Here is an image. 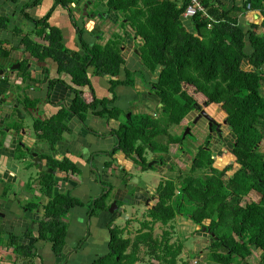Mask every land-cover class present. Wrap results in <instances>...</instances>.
Segmentation results:
<instances>
[{
  "label": "trees",
  "instance_id": "trees-1",
  "mask_svg": "<svg viewBox=\"0 0 264 264\" xmlns=\"http://www.w3.org/2000/svg\"><path fill=\"white\" fill-rule=\"evenodd\" d=\"M59 1L67 4L80 0ZM96 1H106V13L93 10L88 15L100 13L107 17L113 11L119 12L124 19L122 27L129 25L143 40L139 51L144 66L152 73L160 68L158 78L150 82L149 87L162 103L159 115L126 117L115 130L119 144L114 152L122 150L128 156L137 154L141 159L134 157L137 163L147 170L146 151H167L168 144L162 143L159 137L170 135L169 128L185 121L186 115L199 105L187 86H194L203 93L207 103L220 105L235 138L228 149L230 154L218 159L220 165L232 159L225 168H216L212 153L200 148L189 173L181 179L162 181L158 187L159 200L147 213L151 221H143L133 238L125 237L126 227L112 226L109 253L97 264H136L140 261L141 246L147 247V255L159 260L158 264H180L178 258L183 248L170 243L171 232H164L161 238L151 232L157 222L168 224L180 213H186L202 227L206 220L214 221V225L206 229L212 236L206 264H248L255 250L260 252L255 264H264V152L261 151L264 142V31H260V27L264 28V19L261 24H250L247 29L239 21L240 10H258L264 16V0H244L242 6L234 4L230 8L218 0H201L209 17L198 12L191 18L192 30L186 26L183 16L190 0ZM33 21L41 30L36 32L48 36L49 41L39 44L28 34L24 39L27 50L39 59L53 58L60 72L75 77L77 88L69 85L75 92L71 112L84 121L86 112L101 103L103 112L120 117L119 108L108 107L114 97H95L88 102L78 87L93 88L88 76L91 65L112 76L120 75L126 63L122 56L126 36L114 33L106 44L89 46L79 28L84 50L81 52L65 46L62 31L49 25L48 16ZM47 29L50 31L46 32ZM245 61L251 69L243 67ZM27 63L23 61L22 66ZM122 83L134 85L132 71L128 68ZM34 128L45 130V138L54 145L66 126L60 119L50 118L35 121ZM170 136L172 141H180L179 135ZM49 163L53 167L57 164L51 159ZM235 164L240 167L228 176L227 172L233 170ZM58 165L60 169L66 167L62 163ZM42 186L51 199L45 206L39 237L52 241L55 253L61 255L67 226L64 217L82 202L62 192L54 194L57 180L52 173H43ZM252 190L260 199L243 203ZM110 195L111 190L96 197L91 204L93 214L108 209ZM186 202L190 205L188 210H185Z\"/></svg>",
  "mask_w": 264,
  "mask_h": 264
},
{
  "label": "crops",
  "instance_id": "crops-1",
  "mask_svg": "<svg viewBox=\"0 0 264 264\" xmlns=\"http://www.w3.org/2000/svg\"><path fill=\"white\" fill-rule=\"evenodd\" d=\"M218 1L226 4L227 8L234 4L240 7L244 2ZM106 9V1L97 3L95 0L67 4L59 0H0V264H97L99 259L109 253L110 228L115 226L116 217L121 215L108 214L106 210L93 214L92 202L103 191H108L109 187L112 194L117 193L121 184L127 186L121 189L120 197L129 194L130 184L132 187L140 185L143 191L155 190L146 186L135 173L142 170L134 158H138L137 154L128 156L122 150L114 152V149L119 144L115 130L126 117L134 114L157 116L162 105L160 98L149 87L150 82L158 78L160 68L152 73L144 66L139 51L143 40L129 25L122 27L124 19L119 12L113 11L107 17H102L100 13L88 15L93 10L104 14ZM45 16H48L50 26L62 31L64 44L71 50L84 52L79 28L89 46L106 44L114 33L126 36V43L122 46L126 63L120 75L112 76L102 68L91 65L88 76L93 88L88 85L78 87L88 102H92L95 97H114L115 100L108 107L119 108L121 114H126L124 118H115L110 112H103L101 103L96 109L86 112L84 121L71 112L75 92L69 85L77 88L75 77L60 72L53 58L39 59L32 55L24 43L29 34L33 41L48 44L49 37L38 34L36 31L40 29L33 21ZM184 19L186 26L192 30L191 19ZM263 19L264 16L258 10H240L239 13V21L245 29L253 23L261 24ZM49 31L47 29L46 32ZM23 61L28 63L22 66ZM13 66L16 68L12 69ZM243 67L252 68L246 61ZM127 68L132 71L133 86L122 83ZM186 89L200 103L207 99L201 92L194 95V86H187ZM221 112L226 117L222 108ZM50 118L60 119L66 126L54 145L45 138V130L34 128L35 121ZM175 127V132H179L178 125ZM168 136H160L165 139L159 140L167 143ZM220 148V144L213 147L214 160L219 156ZM176 149V146H171L170 153H176ZM32 153H36L48 169H40L34 163ZM145 156L151 159L157 157L150 150L146 151ZM50 159L57 163L55 167L50 165ZM169 159L170 155L164 156L165 161ZM61 163L66 167L60 169L58 164ZM50 169L55 170V173ZM158 171L161 173L162 167L159 166ZM43 173H52L56 177L54 194L62 192L82 202L72 207L64 217L67 226L61 255L55 253L52 241L39 237L45 206L51 199L42 189ZM161 175L165 177L166 173ZM176 192L179 193L178 190ZM113 200L114 196L109 202ZM157 202L158 198L149 202L147 211ZM120 204L124 207L122 202ZM127 216L129 219L126 222L132 221L128 213ZM146 219L151 221L150 217ZM199 227L196 224L195 228ZM127 232L125 237L132 238L138 233L128 235Z\"/></svg>",
  "mask_w": 264,
  "mask_h": 264
},
{
  "label": "rangeland",
  "instance_id": "rangeland-1",
  "mask_svg": "<svg viewBox=\"0 0 264 264\" xmlns=\"http://www.w3.org/2000/svg\"><path fill=\"white\" fill-rule=\"evenodd\" d=\"M260 31H264V28L260 27ZM188 89H190V88L188 87ZM263 91H264V88H263ZM197 92L198 91H195V93L194 92H192V93H194V95H198ZM207 110H209V112L212 115H214L217 120H219L221 122L224 121V118H225L224 115L225 114L224 113L222 114L221 107L219 104H216V103L208 104ZM125 115L126 114H124V113L121 114V116H123V118L125 117ZM157 115H159V114H157ZM161 117H162V115H161ZM172 130H174V126H172L170 128V131H172ZM205 130H206V127L204 125L203 126V133H205ZM178 131H180V129H178ZM223 135L225 136V141H226V143H228V145L227 146L223 145V148H220V150H219V151H221V152H219V156L215 157L214 166L217 168L220 167L219 169H222L226 164L220 165L218 159L222 155L230 154V153H228V150L226 151V149L227 148L230 149V147L232 146L231 143L234 140L233 139L234 136L229 132V130L226 126H223ZM159 139L161 141H164L165 137H160ZM220 147H221V145H220ZM216 150H218V149H216ZM261 151L264 152V142L261 144ZM151 152L152 151H150V153ZM174 152H176V151H174ZM177 158L180 159L179 157H177ZM184 158H186V157L184 156ZM185 163H187V162H185ZM189 166L190 165L188 163L182 164V167H180V169H182V171H184V173H185L188 171ZM239 167H240L239 164H235L234 169L228 171L227 175H229L230 173L232 174V171H235ZM135 173L141 177L142 181L145 183L146 186L152 187L154 189L158 188V186L160 185V181L161 182L164 181L163 180L164 176H162L161 173L158 172V170L154 169V168H150V169L145 170V171H137ZM178 179H181V176H178ZM119 187L122 188V184ZM259 199H260L259 194L255 190H253L244 198L243 203L253 201V200L258 201ZM189 208H190V205L188 202H186L185 210L186 209L188 210ZM124 211L126 213H128L133 218L132 221L130 223H127L125 217H123L121 215L120 217H116L117 222L115 223V225L116 226H118V225L123 226L124 225L127 228L126 232L128 231L127 232L128 235H130V233H133V235H135L142 226V220H147L146 218L149 217L147 215L148 211H147L146 204L143 202L140 204L125 203ZM133 221H136V223L133 224ZM205 223H206L205 228H207L208 225H211V226L214 225L213 220H206ZM195 227H196V224L193 223V221L190 219V217L186 213L185 214L183 213V214H178L177 217L173 221H171L168 225H164L162 223L155 224L154 228L151 232L154 235V237H156V238H161L165 231L171 232L170 243L176 244V245H182V248H183L182 253L178 258L180 264H184V263H187V264H206V259H207V255H208V251H209L208 245H209L210 241L212 240V236H211V233H207L206 229L203 231L204 227H202L201 225L197 229ZM200 233H202V234H200ZM186 235L188 237H186ZM147 253H148L147 247H143L141 250L140 261L136 264H151V263L158 264L159 263V260L147 255ZM259 255H260L259 250H255L254 254L251 256L248 264H255L259 259ZM26 261H28V260L26 259Z\"/></svg>",
  "mask_w": 264,
  "mask_h": 264
},
{
  "label": "flooded vegetation",
  "instance_id": "flooded-vegetation-1",
  "mask_svg": "<svg viewBox=\"0 0 264 264\" xmlns=\"http://www.w3.org/2000/svg\"><path fill=\"white\" fill-rule=\"evenodd\" d=\"M198 103L199 105L191 111L192 113L189 112V114L186 115L185 121H183L181 124L178 125V127L180 128V131L175 132V128H174V130L170 131L169 133L170 135H179L180 141L179 142L172 141L171 136L169 135L167 137L168 138L167 151L152 152V155L157 156L153 159L147 157V166L149 167L148 169L154 168L158 170L159 166L162 167L161 174L166 173V176L164 177L165 179L178 178V176H182V175H185L186 173H189L195 159L198 156V152L200 148L207 149L213 155L214 146L216 147L217 145L220 144L221 148H223V145H226V146L228 145V143H226L225 141V136L223 135V126H226L228 128L227 124L217 120L216 117L212 115L209 112V110H207L208 104H211V103H207V105H204L203 104L204 102L200 103L198 101ZM206 113H208V115H210L211 117H214V119H216L218 123H221L220 128L217 127V123L215 122L212 123L209 117L205 115ZM201 124L203 126L205 125L206 127L205 133H203V126ZM233 142L231 143V145L233 144ZM171 146H176L177 148L176 152L177 150L179 152H177V154L170 153ZM227 150L228 148L226 149V151ZM156 153L158 154L156 155ZM166 155L167 156L170 155V159L165 161L164 156ZM184 156L186 158H184ZM177 157H179L180 159H178ZM230 161H232V159ZM185 162H187L190 166L188 168V171L184 173V171H182L180 167H182V164H187ZM150 163L152 164L150 165ZM141 171H145L143 170V167ZM141 189L142 188L140 185L136 187H132V189H129V194L132 196L134 204H137V203L140 204L143 202L146 205H148V203L153 201L154 198H158L159 200L160 194H159L158 188L152 191L147 190V189L143 191ZM106 191H103V193H105ZM180 214H183V213H180ZM143 221L145 220H142V222ZM130 222H131L130 220L127 221V223H130ZM122 227H126V226H122Z\"/></svg>",
  "mask_w": 264,
  "mask_h": 264
},
{
  "label": "water",
  "instance_id": "water-1",
  "mask_svg": "<svg viewBox=\"0 0 264 264\" xmlns=\"http://www.w3.org/2000/svg\"><path fill=\"white\" fill-rule=\"evenodd\" d=\"M198 35L201 36V32L198 30ZM19 66V65H18ZM16 67L13 66L12 69H15ZM204 105H207V101H204L203 103ZM160 105H162V103H160ZM207 117H209V119L215 123H217V127L220 128V124L221 123H218L216 119H214V117H211L210 115H208V113L205 114ZM225 124H227V120H224L223 121ZM32 156L34 157V163L38 164L39 168L42 169L44 168L45 170L48 169L47 166L43 165V162L41 161V159L38 157V155L36 153H32ZM151 165V163H150ZM53 173H55V170H51ZM135 181H138V178H135ZM125 185L127 186V184H122V188L119 187V189L117 190V193L115 192L114 194H112V191H111V196H114V200L109 204V207L108 209L106 210V213H111V214H114V213H118L120 215H122L123 217H125V219H129V217L127 216V213L125 211H123V205H120V203L122 202L124 205L125 203H132L133 204V198L130 194H127L125 196H122L120 197L121 195L119 194L121 192V189H125ZM128 188H132V185L130 184L128 186ZM110 190V187L108 188V191ZM119 194V195H118ZM121 201V202H120ZM120 202V203H119ZM207 229V228H205Z\"/></svg>",
  "mask_w": 264,
  "mask_h": 264
},
{
  "label": "built area",
  "instance_id": "built-area-1",
  "mask_svg": "<svg viewBox=\"0 0 264 264\" xmlns=\"http://www.w3.org/2000/svg\"><path fill=\"white\" fill-rule=\"evenodd\" d=\"M201 11L203 15L209 17L208 14L206 13V10L201 0H190V3L188 4L183 16L186 19H191L192 17L197 15L198 12H201ZM209 26H211V24H209Z\"/></svg>",
  "mask_w": 264,
  "mask_h": 264
}]
</instances>
